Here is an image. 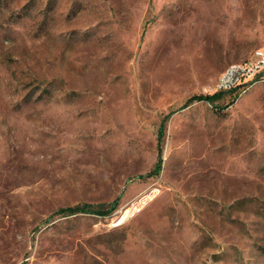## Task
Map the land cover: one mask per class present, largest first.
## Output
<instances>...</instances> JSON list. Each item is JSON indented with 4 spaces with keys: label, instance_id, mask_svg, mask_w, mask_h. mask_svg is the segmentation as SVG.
Masks as SVG:
<instances>
[{
    "label": "rangeland",
    "instance_id": "374dc122",
    "mask_svg": "<svg viewBox=\"0 0 264 264\" xmlns=\"http://www.w3.org/2000/svg\"><path fill=\"white\" fill-rule=\"evenodd\" d=\"M256 49L264 0H0V264H264V81L189 101Z\"/></svg>",
    "mask_w": 264,
    "mask_h": 264
},
{
    "label": "built area",
    "instance_id": "2783aa9c",
    "mask_svg": "<svg viewBox=\"0 0 264 264\" xmlns=\"http://www.w3.org/2000/svg\"><path fill=\"white\" fill-rule=\"evenodd\" d=\"M264 78V49H256L245 60L229 64L219 75L217 91H238L242 94Z\"/></svg>",
    "mask_w": 264,
    "mask_h": 264
},
{
    "label": "trees",
    "instance_id": "16d2710c",
    "mask_svg": "<svg viewBox=\"0 0 264 264\" xmlns=\"http://www.w3.org/2000/svg\"><path fill=\"white\" fill-rule=\"evenodd\" d=\"M225 91H216L212 94H205V95H194L192 96L190 100H205L207 102H214L216 99H219L220 97H222V95L224 94ZM162 132L160 131V134ZM160 148V147H159ZM158 160L154 166V168L148 173V174H154L157 175L161 169V152H159L158 154ZM86 209V205H76V206H64V207H60L56 210L57 213H61V214H72V213H76L78 211H83ZM25 264V263H22Z\"/></svg>",
    "mask_w": 264,
    "mask_h": 264
},
{
    "label": "bare ground",
    "instance_id": "6f19581e",
    "mask_svg": "<svg viewBox=\"0 0 264 264\" xmlns=\"http://www.w3.org/2000/svg\"><path fill=\"white\" fill-rule=\"evenodd\" d=\"M245 60V59H244ZM262 81H264V78H263V80H258V82H262Z\"/></svg>",
    "mask_w": 264,
    "mask_h": 264
}]
</instances>
